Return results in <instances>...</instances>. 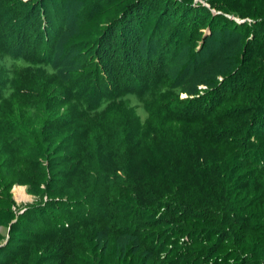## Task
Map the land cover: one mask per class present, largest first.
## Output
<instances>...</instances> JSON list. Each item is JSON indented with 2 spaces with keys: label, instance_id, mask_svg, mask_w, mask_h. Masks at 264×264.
<instances>
[{
  "label": "trees",
  "instance_id": "1",
  "mask_svg": "<svg viewBox=\"0 0 264 264\" xmlns=\"http://www.w3.org/2000/svg\"><path fill=\"white\" fill-rule=\"evenodd\" d=\"M226 28L232 72L179 97ZM0 60V264H264V0H0Z\"/></svg>",
  "mask_w": 264,
  "mask_h": 264
},
{
  "label": "rangeland",
  "instance_id": "2",
  "mask_svg": "<svg viewBox=\"0 0 264 264\" xmlns=\"http://www.w3.org/2000/svg\"><path fill=\"white\" fill-rule=\"evenodd\" d=\"M78 7V5H71L69 8L70 15H75L78 11ZM234 7H236L235 4ZM236 8L238 9V6ZM217 12L229 18V20L235 21L236 24L242 22H247L249 24L253 22L252 16L240 18L238 15H234L231 12L223 10H217ZM251 36L252 35H249L248 38H251ZM244 44L245 42L241 37V31L226 28L224 31L217 29L215 35L212 37V42L209 40L199 53L195 51L199 46L198 43L193 47V50L188 47L178 49V51L173 54V61L168 68L171 79L174 82L173 85L180 86L181 88L178 92L179 97L189 96L188 93L191 94L190 96H197L196 94L199 92L201 93L203 90L215 87L225 74L232 72L231 67L235 64L234 56L242 50ZM58 45L59 43L57 46ZM69 58H73L71 54ZM65 60L66 59L63 58V60L57 62L56 66L64 70L72 68V62H74V60L69 63L65 62ZM238 62L239 61H237V63ZM6 64H8V61H6ZM203 93L205 94V92L201 94ZM136 112L140 122L143 124L147 117L145 107L142 104H138ZM11 193L16 204L20 206L31 203L35 199L25 192L24 186L15 185ZM2 232H6L5 229H2Z\"/></svg>",
  "mask_w": 264,
  "mask_h": 264
},
{
  "label": "bare ground",
  "instance_id": "3",
  "mask_svg": "<svg viewBox=\"0 0 264 264\" xmlns=\"http://www.w3.org/2000/svg\"><path fill=\"white\" fill-rule=\"evenodd\" d=\"M25 196V195H24Z\"/></svg>",
  "mask_w": 264,
  "mask_h": 264
},
{
  "label": "crops",
  "instance_id": "4",
  "mask_svg": "<svg viewBox=\"0 0 264 264\" xmlns=\"http://www.w3.org/2000/svg\"><path fill=\"white\" fill-rule=\"evenodd\" d=\"M25 189V188H24Z\"/></svg>",
  "mask_w": 264,
  "mask_h": 264
}]
</instances>
